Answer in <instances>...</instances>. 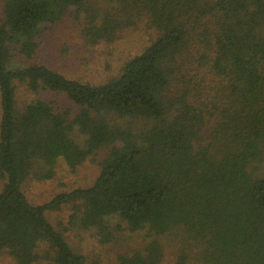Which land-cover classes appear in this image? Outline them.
Returning a JSON list of instances; mask_svg holds the SVG:
<instances>
[{
  "label": "trees",
  "instance_id": "trees-1",
  "mask_svg": "<svg viewBox=\"0 0 264 264\" xmlns=\"http://www.w3.org/2000/svg\"><path fill=\"white\" fill-rule=\"evenodd\" d=\"M69 16L87 48L148 42L101 82L71 78L35 61L43 27ZM88 159L91 184L26 196ZM124 231L146 239L114 264H264V0L1 1L0 264H102Z\"/></svg>",
  "mask_w": 264,
  "mask_h": 264
},
{
  "label": "rangeland",
  "instance_id": "rangeland-1",
  "mask_svg": "<svg viewBox=\"0 0 264 264\" xmlns=\"http://www.w3.org/2000/svg\"><path fill=\"white\" fill-rule=\"evenodd\" d=\"M36 40L39 43V48L35 61L44 63L71 78L95 83L117 73L123 62L137 54L142 45L148 42V36L142 32L130 30L112 44H101L94 48H87L81 40L78 21L69 16L58 24L45 25ZM24 62L23 59L17 57L15 64L22 65ZM32 96L24 84L18 86L17 98L20 105L30 101ZM42 96L47 100H56L57 105L62 109L72 107L71 101L65 94L47 91L43 92ZM98 169L97 163L89 159L75 170L59 161L55 165L51 177L41 181L29 180V182L24 183L23 190L32 203L41 204L59 192L91 184L98 174ZM70 212V206H64L59 210L50 212L48 218L53 223L61 221L63 225L67 226ZM144 235V232L131 234L124 231L114 246L105 247L102 245L104 250H111L108 255L100 256L102 264H114L113 261H115L118 252H126L133 249L132 247H137L141 241L146 239V235ZM93 244L92 242L91 245H87L86 242L83 247L84 252L93 256V259H97L99 256L98 248L101 245L96 244L95 247Z\"/></svg>",
  "mask_w": 264,
  "mask_h": 264
}]
</instances>
